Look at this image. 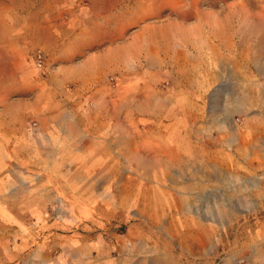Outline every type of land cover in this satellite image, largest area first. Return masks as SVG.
<instances>
[{
	"label": "rangeland",
	"instance_id": "obj_1",
	"mask_svg": "<svg viewBox=\"0 0 264 264\" xmlns=\"http://www.w3.org/2000/svg\"><path fill=\"white\" fill-rule=\"evenodd\" d=\"M0 264H264V0H0Z\"/></svg>",
	"mask_w": 264,
	"mask_h": 264
}]
</instances>
